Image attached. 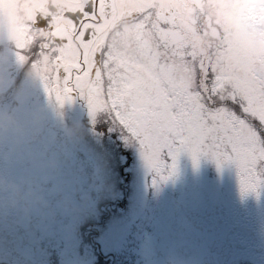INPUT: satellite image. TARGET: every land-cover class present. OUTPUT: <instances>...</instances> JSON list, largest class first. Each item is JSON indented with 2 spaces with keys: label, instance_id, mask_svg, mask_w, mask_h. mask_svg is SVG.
I'll return each instance as SVG.
<instances>
[{
  "label": "snow or ice",
  "instance_id": "1",
  "mask_svg": "<svg viewBox=\"0 0 264 264\" xmlns=\"http://www.w3.org/2000/svg\"><path fill=\"white\" fill-rule=\"evenodd\" d=\"M7 44L51 102L110 116L161 178L186 152L264 189V0H0Z\"/></svg>",
  "mask_w": 264,
  "mask_h": 264
},
{
  "label": "flooded vegetation",
  "instance_id": "2",
  "mask_svg": "<svg viewBox=\"0 0 264 264\" xmlns=\"http://www.w3.org/2000/svg\"><path fill=\"white\" fill-rule=\"evenodd\" d=\"M39 95L51 103L44 90ZM70 113L74 116L71 124L82 122L89 129H100L102 119L107 120L105 114L94 120L86 100L80 97L63 106V116ZM62 117L57 119L58 129L65 124ZM132 149L134 155L141 152L131 147V153ZM211 161L208 164L213 167ZM222 167L217 176L209 175L202 198L196 193L182 197L177 192L184 183L188 190L189 186L197 189L192 180L181 181L179 169L173 174L166 171L169 182L164 179L156 185L158 189L150 182L161 176L146 174L143 207L135 211L130 206V187L109 197L104 188L99 203L87 214L86 230L80 234L83 216L76 217L71 245L67 236L55 249L36 225L41 219L0 216V264H64L65 259L70 261V252L80 264H264V189L259 194L242 193L236 166L225 163ZM133 176L126 172L125 185L130 186ZM214 191L220 197L214 199ZM103 199L114 201L100 205Z\"/></svg>",
  "mask_w": 264,
  "mask_h": 264
},
{
  "label": "clouds",
  "instance_id": "3",
  "mask_svg": "<svg viewBox=\"0 0 264 264\" xmlns=\"http://www.w3.org/2000/svg\"><path fill=\"white\" fill-rule=\"evenodd\" d=\"M15 65L11 44L0 47V82ZM39 79L23 66L11 88L0 89V216L56 221L86 217L103 184L82 186L67 170L63 145L82 140V122L54 126L63 106L38 99ZM55 133V135L53 134Z\"/></svg>",
  "mask_w": 264,
  "mask_h": 264
},
{
  "label": "rangeland",
  "instance_id": "4",
  "mask_svg": "<svg viewBox=\"0 0 264 264\" xmlns=\"http://www.w3.org/2000/svg\"><path fill=\"white\" fill-rule=\"evenodd\" d=\"M22 67L23 66L16 64L14 66H10L9 70L7 71L8 79L6 83L0 82V89L6 90L7 88H11L15 83L16 78L20 75V70ZM43 90L44 89L42 85L38 86V99H40L43 103H46L47 100L39 95ZM71 117L74 116L70 113L69 116H63L61 120H65L64 123L71 125ZM105 117H107V120L105 118L102 119L103 123L100 129H89V125L85 124L87 134L82 140L63 145L67 160V170L70 174L75 175L76 179L84 187H87L92 182L94 177H99L100 180L97 182L103 184V191L105 188V197H109L110 194L119 191L121 188L130 187V206L135 211L138 207H143V205H141L143 201L141 193L146 191V174L149 176L151 171L147 167L145 161L142 159V152H138L136 155H134V150L132 149L131 153V147L141 150L139 144L131 142L128 139L126 130L118 123L113 122L110 116L105 114ZM58 118L59 116H56L54 112L55 127L56 125L59 126L60 124H57ZM111 127L115 129L113 133L109 129ZM53 134L55 135V133ZM135 157L138 160L134 159L133 162L132 159ZM210 159H212L210 156L202 154L199 157L198 163H196L193 161L192 156L186 152L179 155L176 170H180V173L183 177L181 181L183 183H188L190 180H192L194 186L197 188L195 189L189 186L188 190L185 183L183 186L180 185V188L177 190V192H181L182 197H189L196 193L198 198H202L204 196L203 192L205 185H207V182L209 181L208 177H210L212 173L213 176H217L218 170H224V168L219 166L214 159H212L210 163L213 166L211 167L208 164ZM126 172L133 173L134 175L130 181V186L125 185L124 183ZM187 173H189V177L187 176ZM163 180L164 179L161 177L153 178L151 179L150 184L158 189L159 187L156 185H159V183L162 184ZM166 182H169V179H165V183ZM168 185L172 186V184ZM100 195L101 194L95 195L92 206L95 203H99L98 200ZM218 197H220L218 196V191H214L213 198L216 199ZM111 201L113 202L114 199L108 201L103 199L100 205L111 203ZM89 219L90 218L87 216L83 217L81 220L82 226L84 227L79 231L80 234L86 230L85 228L89 223ZM142 219L143 216L140 217V220ZM75 221L76 217L67 219L61 218L56 221L40 220L38 223H36V225H38V228L41 230L43 239L51 242L49 244L53 247L52 249H55L56 244L64 242L67 239V236H69V244L71 245L73 238L72 228L75 226ZM158 221H160L159 217ZM75 249L77 250V248ZM61 252L62 250H60V253ZM63 256H66L65 252H63ZM68 257H70V261L68 260L69 258L65 259L63 261L64 264H66V262H68V264H80L79 259H77V257L75 258V255L72 256L71 252ZM88 262L90 261L83 263L90 264Z\"/></svg>",
  "mask_w": 264,
  "mask_h": 264
}]
</instances>
